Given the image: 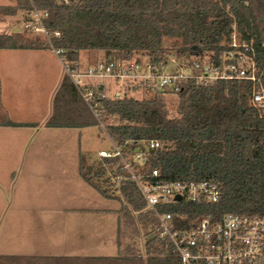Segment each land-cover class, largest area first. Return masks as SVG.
I'll return each mask as SVG.
<instances>
[{
    "label": "trees",
    "instance_id": "1",
    "mask_svg": "<svg viewBox=\"0 0 264 264\" xmlns=\"http://www.w3.org/2000/svg\"><path fill=\"white\" fill-rule=\"evenodd\" d=\"M34 7L48 12L50 39L27 30L0 33V49L62 50L59 56L67 71L53 96L47 127L97 126L119 144L160 140L161 148L148 151L146 170L157 168L164 180H212L219 185L216 203L177 202L161 211L187 214L189 219H219L226 213L264 217V112L252 103L254 88L264 87V0H15L14 5H0V14L22 11L25 17ZM83 50L112 52L113 60L126 64L146 55L156 73L173 55L188 59L192 76L177 88L155 89L154 97L142 99L110 98L103 87L84 85L94 92L88 103L69 74L78 71ZM231 50L254 62L257 82L220 79L199 84L193 64L206 57L220 61ZM148 88L152 86L146 80L124 90ZM169 92L178 97L175 111L167 104ZM82 177L105 197L121 195L120 231L128 238L127 257L140 264H182L176 247L155 235L140 248L142 230L152 232L155 219L121 157L101 158L97 167L82 170ZM10 261L11 256H0V264Z\"/></svg>",
    "mask_w": 264,
    "mask_h": 264
},
{
    "label": "crops",
    "instance_id": "2",
    "mask_svg": "<svg viewBox=\"0 0 264 264\" xmlns=\"http://www.w3.org/2000/svg\"><path fill=\"white\" fill-rule=\"evenodd\" d=\"M104 55L91 51L88 69L113 61L103 60ZM66 71L53 49H0V256L26 261L22 264H71L64 261L77 259L84 264H140L124 254L120 208L44 201L45 188H58L52 180L59 179L62 172L55 147L59 146L63 128L47 127L45 123ZM87 77L83 85L105 90L100 77L94 82L90 78L97 76ZM46 179L50 183L46 184ZM75 212L113 215L114 220L107 216L106 224L95 228L92 223L98 221L93 222L90 216L81 224L78 219L70 222ZM79 241L85 244L81 251L74 245Z\"/></svg>",
    "mask_w": 264,
    "mask_h": 264
},
{
    "label": "built area",
    "instance_id": "3",
    "mask_svg": "<svg viewBox=\"0 0 264 264\" xmlns=\"http://www.w3.org/2000/svg\"><path fill=\"white\" fill-rule=\"evenodd\" d=\"M59 3H69L70 0H57ZM48 12L33 8L24 17L23 29L50 39L51 32L45 24ZM59 36L60 32H55ZM233 46H238V40L233 36ZM53 50L60 55L61 49ZM244 60L242 53L231 50L220 61L206 57L203 62L196 61L193 69L199 84L207 86L220 79H249L257 82L254 62ZM148 73L142 70L138 61L123 63L113 60L107 64L91 66L87 72H69L74 83L88 103L94 98L92 89H83L82 78L87 76L112 77L122 81L130 79L138 83L149 81L154 89L177 88L181 80L192 76L185 74L156 73L147 63ZM127 84H123L125 88ZM254 106L264 112V87H255L252 95ZM114 143L111 151L101 150V158L119 156L124 162V168L130 172L147 201V209L152 212L155 223L151 225L153 235L164 241L171 242L177 249L182 264H262L264 245V217L257 215L226 213L219 219L212 216H197L189 219L187 214L161 211L162 208L175 205L177 202L192 204H213L220 199L219 185L212 180H164L157 168L140 172L135 166L140 162L146 165L149 160V150L163 146L160 140L147 141V148L133 151L130 144L138 142L125 141ZM123 180V176H115ZM177 196L181 200H177Z\"/></svg>",
    "mask_w": 264,
    "mask_h": 264
},
{
    "label": "rangeland",
    "instance_id": "4",
    "mask_svg": "<svg viewBox=\"0 0 264 264\" xmlns=\"http://www.w3.org/2000/svg\"><path fill=\"white\" fill-rule=\"evenodd\" d=\"M15 0H0V5L8 6L12 5ZM24 13L22 11L18 12L16 15H2L0 14V33H15L22 32L23 24H24ZM169 45V42L166 43ZM104 55L103 60L107 61L113 59V53L108 51H101ZM91 51L83 50L80 53V59L78 64V72H85L88 70L90 65L89 54ZM137 61L140 63L142 70L145 73H148L147 63L148 57L146 55L139 54L136 57ZM192 72V65L188 63V59H178L173 55H169L167 64L163 67L162 73L165 74H185L189 75ZM99 77L90 78V81L97 80ZM102 81H104L105 85V95L110 98H123L134 97L137 99L142 98H151L155 96V89L148 88L147 90H134L130 89L129 91H125L123 89V84H130L127 82H132L130 79H124L121 82H118L116 79L106 76L100 77ZM88 80L87 78H82V82ZM169 87L167 89H171ZM167 104L171 110H176L178 105V97L175 93H166ZM171 144H168L170 146ZM129 148L133 151H140L142 149L147 148V143L145 141H139L137 144H130ZM57 149V153L60 156V166H61V175L59 179L54 178L52 181L54 183H58L59 187L55 189L45 188L43 197L45 198V202H55L60 203L62 205L68 206H88L93 208H121L122 201L121 195L117 192L114 197H105L101 195L92 185H90L83 177L82 170H85L89 167H97L98 162H100L101 157L99 152L101 150L111 151L114 149V143L111 138L108 136L106 131L101 130L97 126H89L84 128H63L60 129V140L59 146L55 147ZM145 165L140 162L139 165L135 166V171L140 172L143 170ZM51 180L46 179L45 183H50ZM97 181V179H96ZM104 187V186H103ZM42 197V195H40ZM73 216V215H72ZM70 222L78 219L79 224L83 221H88L89 218L97 223H92L95 228L103 226L106 224V217L109 215H95L88 213L80 215L75 212L76 217H72ZM97 216V217H96ZM110 220H114L112 218L113 215L109 216ZM69 222V220H68ZM98 224V225H96ZM151 228V226H150ZM153 236V232H149V230L144 228L142 230V235L138 239L140 244V248L142 251L144 250L145 242ZM128 238H125V242H127ZM119 242V241H118ZM138 244V245H139ZM76 250L85 249L84 242H77ZM82 246V247H81ZM81 248V249H79ZM118 253V252H113ZM10 261L8 264H16V263H25L24 260L15 262ZM57 262V261H55ZM61 261L58 260V263ZM63 262V261H62ZM61 262V263H62ZM64 262H71V264H84V260H65ZM94 264H99V261L93 262ZM88 264V263H87ZM92 264V263H91ZM106 264V263H103ZM109 264H113L109 262Z\"/></svg>",
    "mask_w": 264,
    "mask_h": 264
},
{
    "label": "water",
    "instance_id": "5",
    "mask_svg": "<svg viewBox=\"0 0 264 264\" xmlns=\"http://www.w3.org/2000/svg\"><path fill=\"white\" fill-rule=\"evenodd\" d=\"M177 200H181V197L180 196H177V198H176Z\"/></svg>",
    "mask_w": 264,
    "mask_h": 264
}]
</instances>
